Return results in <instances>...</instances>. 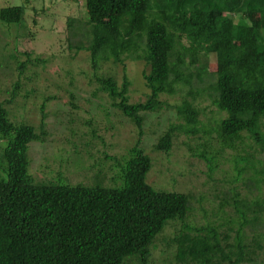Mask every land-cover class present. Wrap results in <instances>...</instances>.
<instances>
[{
	"label": "trees",
	"instance_id": "trees-1",
	"mask_svg": "<svg viewBox=\"0 0 264 264\" xmlns=\"http://www.w3.org/2000/svg\"><path fill=\"white\" fill-rule=\"evenodd\" d=\"M84 1L86 17L66 19L67 44L88 53L97 92L140 133L146 112L175 109L177 122L158 136L156 150L167 154L178 134L199 133L196 156L208 174L225 150L244 155L230 156L232 179H209V195L196 201L217 200L218 220L197 225L190 221L192 193L147 183L152 159L139 140L111 178L120 186L35 181L28 149L47 134L43 121L37 132L11 121L0 104V264H153L160 241L163 264H264V0ZM24 12V5L1 7L0 22L17 27ZM24 54L21 72L32 62ZM209 55L216 68L204 72L202 59ZM127 60L147 67L144 100H129ZM106 62L122 67L120 84L96 74ZM178 92L182 98L174 105L160 98ZM204 96L218 114L226 112L215 127L198 119L204 108L196 102ZM246 134L257 149L241 148Z\"/></svg>",
	"mask_w": 264,
	"mask_h": 264
},
{
	"label": "rangeland",
	"instance_id": "rangeland-1",
	"mask_svg": "<svg viewBox=\"0 0 264 264\" xmlns=\"http://www.w3.org/2000/svg\"><path fill=\"white\" fill-rule=\"evenodd\" d=\"M20 5L25 9L21 25L10 27L0 22V104L8 111L11 121L28 123L37 132L43 121L47 134L42 141L30 142L28 149L29 172L34 180L54 184L120 186L122 181L111 178L118 174L122 157L139 140L140 147L152 159V167L146 175L147 183L157 190L192 193L190 221L193 224L218 220L214 216L218 209L217 200L209 196L199 202L196 199L200 195H209L213 184L210 180L223 176L232 179L235 174L232 166L236 164L228 160L231 155H244V152L225 150L223 158H218V169L208 174L205 162L196 156L198 144L202 142L199 133L178 134L167 154L156 150L158 136L168 124L177 122L175 109L146 112L140 133L136 125L111 106L106 93L97 92L88 53H75L68 48L66 19L68 16L86 17L85 1L0 0V8ZM254 17L258 15L254 14ZM26 52L30 53L32 62L25 64L21 72L18 64L27 60ZM202 62V71L215 70L216 64L210 55L207 59L203 57ZM143 63L125 62L126 74L131 81L130 102L144 100L146 88L142 73L147 67ZM96 74L112 76L120 84L123 71L120 65L106 62L100 65ZM15 83H18L17 87ZM182 94L178 92L160 98L174 105L180 102ZM42 105L44 116L41 114ZM196 106L204 108L198 119L205 125L209 122L215 127L219 115L222 118L226 115V112L218 114L207 96L198 99ZM261 130L264 133V119L261 120ZM250 146L255 148L246 134L241 148L248 150ZM240 191L246 192L242 187ZM224 211L227 214L232 212L228 207ZM173 228L169 226L164 236L171 234ZM163 247L160 241L159 247L153 251V264H163L166 254L161 251Z\"/></svg>",
	"mask_w": 264,
	"mask_h": 264
}]
</instances>
